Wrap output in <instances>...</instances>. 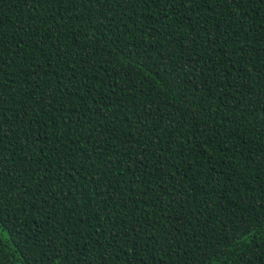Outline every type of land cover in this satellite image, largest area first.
Returning <instances> with one entry per match:
<instances>
[{
    "label": "trees",
    "instance_id": "16d2710c",
    "mask_svg": "<svg viewBox=\"0 0 264 264\" xmlns=\"http://www.w3.org/2000/svg\"><path fill=\"white\" fill-rule=\"evenodd\" d=\"M0 44V264H264V3L0 0Z\"/></svg>",
    "mask_w": 264,
    "mask_h": 264
},
{
    "label": "snow or ice",
    "instance_id": "6c2138e0",
    "mask_svg": "<svg viewBox=\"0 0 264 264\" xmlns=\"http://www.w3.org/2000/svg\"><path fill=\"white\" fill-rule=\"evenodd\" d=\"M232 2L236 3L237 0H232ZM259 2L264 3V0H259ZM85 22L88 23V22H90V20H86ZM77 23H79V21H77ZM5 47H6V45L0 44V52H2ZM0 73H3V68L2 67H0ZM4 75L7 76L8 74L4 73ZM262 75H264V73H262Z\"/></svg>",
    "mask_w": 264,
    "mask_h": 264
}]
</instances>
